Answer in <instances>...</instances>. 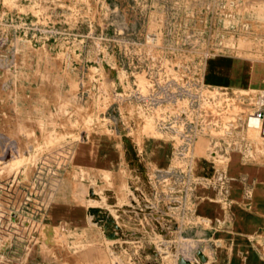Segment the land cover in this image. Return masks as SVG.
I'll return each instance as SVG.
<instances>
[{"label":"rangeland","instance_id":"374dc122","mask_svg":"<svg viewBox=\"0 0 264 264\" xmlns=\"http://www.w3.org/2000/svg\"><path fill=\"white\" fill-rule=\"evenodd\" d=\"M2 12L5 24L11 18L31 23L38 13L50 26L55 21L62 35L45 48L32 42L30 49L21 31L0 33L1 236L16 246L27 237L33 264H176L180 258L208 264L209 255L194 241L198 225L178 210L166 213L159 203L157 214L169 228L166 238L161 218L147 215L155 202L142 175L145 167L168 171L173 143L149 123L138 125L137 92L161 104L157 113L165 106L174 111L199 92V106L190 105L199 107L198 125L225 132L239 97L263 91L251 87V79L252 66L264 63V0H0ZM60 41L68 46L60 47ZM230 62L248 79V88L235 92L229 80L223 82ZM255 131L248 129L247 138L260 145ZM69 150L72 159L65 162ZM93 159L113 165L77 162ZM61 184L67 192L73 188L83 210H97L86 214L106 245L100 243L92 259L85 258L82 231L44 226L43 214ZM128 218L137 222L130 235ZM145 218L147 223L158 218V231L147 233ZM142 234L138 244L120 238ZM17 255L13 264L20 262Z\"/></svg>","mask_w":264,"mask_h":264},{"label":"crops","instance_id":"0c3cea01","mask_svg":"<svg viewBox=\"0 0 264 264\" xmlns=\"http://www.w3.org/2000/svg\"><path fill=\"white\" fill-rule=\"evenodd\" d=\"M214 56L216 57V55ZM214 56L211 58H215ZM208 61L209 59L205 60L202 67L204 85L206 84ZM228 64L230 72L227 76L223 69V82H225V78L229 80V84L234 87L235 92H238V89L248 88V79L238 76V69L234 70L233 68L234 63ZM256 67H260L261 72H257ZM252 73L251 87L262 88L264 91V63L254 64ZM223 82L219 84L222 85ZM235 139L237 143L223 164L206 157L204 143L192 164V176L198 181V184L186 196L194 208L191 212L186 213L178 210V213L190 219L192 225H198L192 231L193 235L199 238L194 241L197 243L200 253L207 252L209 255V260L205 259L208 264H264V141L261 139L260 145L252 142L247 138L246 130L237 133ZM87 151L81 150L80 153ZM120 160L121 158L118 157V167ZM77 162L86 165H101L106 168L113 165L103 164L97 159ZM219 169H223L229 178L228 187L223 191L211 184ZM149 170L145 167V174L151 173ZM142 177L144 178V174ZM67 190L63 184L56 188L53 194L54 199L45 210L42 221L45 220L44 226L51 228L63 230L65 226L70 230H68L69 232L82 231L84 236H87L84 245L88 251L84 253L85 258L92 259V255L100 249L98 245L104 243L103 239H97V232H100V229L90 224L89 215L86 214L89 207L83 210L82 203L77 201L78 194L74 192L73 188L69 187V192ZM150 196H152L151 193ZM124 222L128 225V230L125 232L136 231L131 230L137 227L135 220L128 218ZM101 235H103L102 231ZM120 238L126 240L127 244H138L144 236L139 240L129 235L127 237L120 235ZM18 243L20 246H15V255L20 256V253L24 254L27 247L24 240ZM33 251L34 248L28 251V256L25 258L16 257L20 260L16 264H33L34 261L31 258L35 255V251ZM85 258L80 257V259ZM13 262L14 253H12L10 261L5 264H13ZM41 262H43L42 259ZM105 264L108 263L105 261Z\"/></svg>","mask_w":264,"mask_h":264},{"label":"built area","instance_id":"2783aa9c","mask_svg":"<svg viewBox=\"0 0 264 264\" xmlns=\"http://www.w3.org/2000/svg\"><path fill=\"white\" fill-rule=\"evenodd\" d=\"M55 9V7H54ZM6 12L0 14V33L6 31L9 34L16 35L21 31L24 41L29 43L28 48L32 49V42L40 43L41 47H47V43L50 40H56L57 37L61 38L62 32L58 30L53 22V25H49L46 20H44L40 14L34 15V19L31 23L27 22H13L12 18L10 23H3V17ZM23 20L22 18H20ZM2 29V30H1ZM0 35V41H1ZM60 44V45H59ZM58 45L66 44V42L60 41ZM72 45V44H71ZM202 72V71H201ZM199 87L204 89V84L202 78L199 79ZM137 92V123L138 125H143L149 123L154 131H158L162 134H166L170 141L173 143L172 155H171V166L168 171L164 173H146L144 174V180L150 186V193L154 200V204H149V211L147 215L152 218L158 217L164 223L163 234L164 237L168 238L167 232H169L168 224L166 219L157 213V204H162V209L167 213L168 211L180 210L183 212H191L194 205L188 202L186 196L188 193L194 190L198 181L192 176V164L195 156L197 155V148L200 141L205 142V155L211 160L223 164L228 154L232 151L233 147L236 145L237 140L235 136L242 130L254 129L256 130L258 137L264 141V91L256 93L254 95H241L239 101L236 104L234 116V121L230 124L225 132L219 134L216 131L217 127L203 128L198 125L197 109H190V105L197 104L199 106L202 94L195 92L192 95H188L185 98L186 104L176 108L174 111H170L165 107H161L160 111L158 108L161 106L160 103H153L148 95H144L142 91ZM184 100V99H183ZM191 100V102H190ZM180 102V100L176 101ZM170 104V103H169ZM248 141V139H246ZM246 148V147H245ZM71 150L68 151L67 156H65V162L72 159ZM229 178L223 169H219L215 175L213 182L211 183L215 188L223 191L228 187ZM27 194L28 191L23 189L22 193ZM133 193L137 192V189H133ZM25 201H28L26 198ZM166 202V203H165ZM26 203V202H25ZM25 207H22V211ZM137 211V209H135ZM141 208L138 212L141 218L144 217ZM10 215L13 212L10 211ZM151 218V217H150ZM150 218H145V226L147 233H155L158 231V226L161 225L157 220H150ZM35 222H39L35 218ZM156 221V222H155ZM2 225L0 224V228ZM132 232H129V235ZM0 232V263L5 264L10 261L12 253L15 256V242L12 238L1 236ZM36 236V235H35ZM143 236L140 235V239ZM25 241L26 247L24 254L20 253L19 258H25L28 256V251H31L33 243L27 237H21ZM28 239V240H27ZM137 239V240H139ZM152 253L157 256V251L152 248ZM178 260H176V264Z\"/></svg>","mask_w":264,"mask_h":264},{"label":"water","instance_id":"95a60500","mask_svg":"<svg viewBox=\"0 0 264 264\" xmlns=\"http://www.w3.org/2000/svg\"><path fill=\"white\" fill-rule=\"evenodd\" d=\"M89 213H90V215H95L96 213H97V210L96 209H93V208H89ZM96 220V219H95ZM94 220V221H95ZM97 220H103V218H98ZM97 222V221H96ZM112 236H115L114 234H112ZM177 264H188V262L187 261H185L184 259H182V258H180L179 260H178V263Z\"/></svg>","mask_w":264,"mask_h":264},{"label":"bare ground","instance_id":"6f19581e","mask_svg":"<svg viewBox=\"0 0 264 264\" xmlns=\"http://www.w3.org/2000/svg\"><path fill=\"white\" fill-rule=\"evenodd\" d=\"M262 18V17H261ZM254 130V129H253ZM256 132V131H255Z\"/></svg>","mask_w":264,"mask_h":264}]
</instances>
